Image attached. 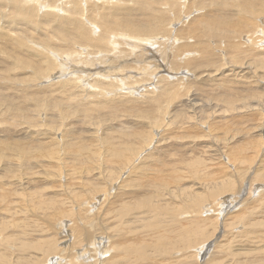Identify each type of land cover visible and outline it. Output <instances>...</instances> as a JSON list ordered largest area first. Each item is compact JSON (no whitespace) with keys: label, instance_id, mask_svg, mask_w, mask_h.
Returning a JSON list of instances; mask_svg holds the SVG:
<instances>
[{"label":"rangeland","instance_id":"374dc122","mask_svg":"<svg viewBox=\"0 0 264 264\" xmlns=\"http://www.w3.org/2000/svg\"><path fill=\"white\" fill-rule=\"evenodd\" d=\"M52 1L54 0H47L44 3H41V0L26 1L24 5L35 7L33 18L16 15L14 10L10 9L7 0L0 7V27H2L0 28V264H55L59 260L57 264L71 262L80 264L83 259L91 261L92 257L95 258L94 264L97 259L98 262L105 260V264H112L109 262L113 264L114 262L115 264H263L264 48L247 50L246 47L247 51L243 48L248 45L245 43L248 34L263 28L264 36V8H261L259 0H255V8L261 9L255 13V16L252 15L255 8L247 14L239 10V5L243 1L250 0H233L234 5L230 1L222 4H215V0H204L201 3L197 1L196 8L202 10L211 8L208 15L203 16L205 20H199L198 23L203 24L207 18L215 19L219 15L218 25L222 24L221 30H225L224 34L230 31L226 33L229 35L232 33V39L228 38L227 34L219 35V30L207 33L206 26L201 24L197 32L190 37L191 40H188L185 37L187 29L181 27L188 26L187 22L195 13L187 17L185 22L181 17L180 22V19H172V16L164 14V21L160 25L153 27L151 22L144 24L151 26L153 33L139 37L129 35L127 39H121V44L131 50V56H124L125 61L128 63L137 61L140 66L128 69L123 74L117 72L113 79L102 78L107 83L117 85L114 87L115 92L110 93V97L105 95V98H113L112 101L117 98H121L117 100L133 99L128 100L122 108L116 107L117 113L113 114L111 109L104 110L102 107L95 112L81 111V106H85L81 105L83 101L79 102V99L87 98L90 90L82 91V97L75 98L79 92L77 88L73 86L70 88L67 84L59 88L55 86L60 80L74 75L70 72L61 75L59 65L53 69L55 73L48 74L49 71H44L38 79L30 77V64L33 65L32 69L36 67L44 69L45 65L47 67L46 63L43 64L45 60L36 56L35 52V57H32V51H28L30 55L19 54L11 45L13 43L10 44V38L16 39L21 45L34 41L33 44L43 49L55 44L56 40L47 39L49 33L47 36L38 35L37 30L34 29L32 38L27 34L33 22L41 18L52 19L48 15L51 10L47 8L49 7L47 3ZM63 1L67 6L73 0ZM79 1L83 7L85 0ZM59 2L56 0L55 5L52 6L53 13L63 18L65 14L59 11L60 7L62 9V3ZM112 3L117 4L114 1ZM211 4L212 6L209 7ZM97 5L100 3L98 2ZM41 7L46 8L41 9ZM6 12L10 14L5 16ZM245 16L248 18L243 21L241 18ZM182 22L185 24L183 25ZM65 24L66 21L63 25ZM244 24L246 27L243 26ZM168 27L173 30L172 36L165 33ZM77 31L83 36L82 31ZM200 35L203 38L199 42L205 40V45L203 43L202 47L198 45L196 48L195 38L198 39ZM158 36L160 38L157 39L158 44H156L154 38ZM173 39L176 40L174 47L185 42L191 44L193 49L190 45V49L172 48ZM253 39L255 42L256 35ZM140 40H147L145 48ZM260 40L258 46L264 47V40L262 43ZM206 43L209 48L213 45L215 49L207 48ZM137 44L141 45L133 49ZM220 44L221 48L218 47ZM112 49L119 50L113 47ZM141 49H145L144 52ZM200 49L202 53L199 52ZM140 53L143 54L142 59L145 56V59L149 60L145 62L132 59L139 58ZM44 54L49 56L48 62L52 64L56 53ZM94 54L99 55L98 52ZM112 54L119 55L117 51ZM187 54L192 57L199 56L198 64L195 61L191 62L192 65L190 64L189 67L185 66L180 60L183 56H188ZM115 57L118 61L119 57ZM55 61L63 69L67 68L62 60ZM159 61L164 63L163 66L158 67ZM156 66L159 72L153 71L150 76L152 80L165 77L163 84H170L174 81L173 78L181 77L189 82L190 87H186L189 89L186 92L181 91L179 97L170 96L164 101L166 103L162 104V107L168 108L162 110L165 113L164 118L160 119H163L162 125L158 122L153 131L151 130L153 142L144 150L145 152L139 154L140 159L135 163H130L124 170L122 167L126 164H114V168L111 169L115 170L114 174L108 177L107 171L110 170L111 164L100 162L93 164V167L91 165L94 170L87 175L78 168L73 170L74 156L70 158L63 153L61 156L60 153L55 155L54 159L49 156L45 159L41 156L43 157L41 159L31 152L37 147L36 142L46 143L47 146L51 143V147L55 145L60 149L59 151L66 149L65 143L84 148L88 143L86 148L89 150L86 149V153L88 151L90 153L92 149L99 152L100 156L104 153L106 162L108 153L106 147L103 149L102 145L108 136L117 138L122 132L132 133L136 129L140 134L151 127L152 119L148 121L146 118H140V112L148 109L151 104L150 99L145 98V95L151 96L152 91H158L151 98L161 95L159 100H164L167 90L164 93L155 90L159 87L155 80L153 83L150 79L141 82L140 80L145 71L142 68L151 70ZM67 69L66 71H69ZM109 69V65H104L99 70L109 75ZM177 69H185L190 72L188 75L194 74V77L179 73L176 75ZM131 72H134V75H131ZM138 74L141 75L139 81L136 77ZM127 80L137 85H128ZM97 90L99 89H94ZM108 91L109 89H103V92ZM68 98L71 100L69 101ZM230 98L234 103H230ZM134 99L137 100L135 103ZM98 112L99 114H96ZM149 117L152 118V114ZM78 138L83 142H79ZM101 142L103 144H100ZM17 149L21 153L25 151L29 153H24L19 158V155L14 154L18 152ZM141 155H149V157L142 160ZM81 157H77V161L82 160ZM110 157L108 162L111 161ZM146 165L161 166L162 170L150 171L145 168ZM74 171L77 172L73 173ZM156 174L159 177L165 175V183L156 181L154 177ZM115 179L117 180L113 182L116 185L111 188L110 182ZM87 187H92L91 191ZM104 187L108 188V191L106 189L103 191L107 194L102 193L100 196L99 193ZM75 192L85 194L84 197H90L89 195L92 194L90 198L95 195L97 199L90 201L93 207L92 217L94 211L100 208L99 204L102 202L100 199L103 200L108 196L103 207L97 211L95 217L97 219L93 218L96 227L99 228L94 233L97 235L96 240L99 239L94 242V245L97 242L99 258L94 254V250H91L94 245L90 247V244L81 241L73 243L75 242V239L73 241L74 219L80 214L79 209L70 202ZM114 194L118 195L119 201L113 199ZM141 194L144 199L139 198ZM110 202L116 203L115 206H109ZM57 208H60V211ZM60 224L61 226H58ZM84 224L87 225V222ZM99 243L102 248L98 246ZM106 244L110 246L108 253L104 255L101 250L106 248ZM70 246H75L76 258L73 261L67 257L66 249ZM80 254L85 255V258L78 257Z\"/></svg>","mask_w":264,"mask_h":264},{"label":"bare ground","instance_id":"6f19581e","mask_svg":"<svg viewBox=\"0 0 264 264\" xmlns=\"http://www.w3.org/2000/svg\"><path fill=\"white\" fill-rule=\"evenodd\" d=\"M6 0H0V7L3 6V2H5ZM26 1H32V0H7V2L10 3L9 7L11 10H14L15 14L16 15H22L26 18H33L34 17V11H35V7L34 6H26L24 5V3ZM47 2V0H41V3H44V2ZM59 2V0H57ZM98 1L100 3V5H97ZM96 1H92V0H85L84 1V6L82 7L80 4L81 2L79 0H73L72 3L68 4L66 6V2L64 3L63 0H60V4L62 3V9L61 7L59 8V11H61L62 13L65 14V17L63 18H59L57 17V15H55L53 13V5H55V2L56 0L52 1V2H48L47 5H49V7L47 8H50V12H49V16L52 18V19H49V18H41L40 20L38 21H35L31 24V27L29 28V30L27 31V34L32 38L33 35H32V30H37L38 32V35L40 34H43V35H46L48 34V38L49 40H56L55 44H51L50 46H47L46 48H41V47H37L35 44H33L34 41H29V42H26L24 45H21L19 44V42L16 40V39H13V38H10L9 42L11 44V42L13 44V48L18 50L19 54H23V53H26L27 55H30L28 53V51H32L33 55H31L32 57H35L38 56V57H41L43 58L45 61L43 62L47 64V67L45 65V68L42 69L40 67H36L35 69H32V64L31 65V72H30V77L32 78H36L38 79V76H40V74L44 73V71H49V73H55V70L53 69H56L57 66L59 65L60 67V74L62 75V73H69L70 74H74V75H71L70 77L68 78H65V79H62L60 80L59 82H57V84L55 86H57L58 88L64 84H67V86H73V88H77V90H79V92H77L78 94L75 95V98H81L82 97V94L83 92L82 91H89V95L87 96V98L85 97L84 100L82 99H79V102L80 100L83 101L81 103V105H84L85 107L81 106V111H87V112H92V111H97V109H99V107H102L104 108V110L106 109H111V113H117V110H116V107H119L121 106L124 107L123 105L125 103L128 102V100H133V99H124V100H117V99H121V98H117L115 101H112L113 98H105V95H107L106 97H110V93H113L115 92V89L114 87H116L117 85L116 84H112V83H107V81L105 79H102V78H105V77H108V78H115L116 77V74L117 72H119L120 74H123L125 73L128 69H131V68H138L140 66V63L137 62V61H133L131 63H128L125 61V55L127 56H131V50L128 48V47H124V45L121 44L120 40L123 39H127V37L129 35H135L137 37H139L140 35H148L150 33H153V28L151 26H146L144 25L146 22H151L152 23V26L155 27L157 25H160L163 21H164V17L163 15L164 14H167V15H170L172 16V19H175V18H178V20L180 19H183L185 22V19L187 17H189L191 14L195 13V15L189 19V21L187 23H189L188 26L185 25V27H181V29H184L185 30L187 29V32L185 33L186 34V38L188 40H191L190 37H192V35H194L197 30L199 29V26L202 24V23H198L199 20L200 21H204L205 18H203V16H206L208 15V12L211 10V8L209 10H202V8H196L197 6V1H199L200 3L203 2L204 0H96ZM116 2L117 4H113L112 2ZM231 2L233 3L234 1L233 0H215V4H222L223 2ZM183 2V3H182ZM259 2L261 3V8H264V0H259ZM210 3V2H209ZM242 3V2H241ZM259 3V4H260ZM237 4V3H236ZM58 4H56L57 6ZM234 5V3H233ZM212 4L209 6L211 7ZM221 6V5H220ZM223 6L225 7V5L223 4ZM193 7V8H191ZM223 7V8H224ZM46 7H41V9H45ZM216 8V7H214ZM234 8V7H233ZM239 10L240 12H243V13H249L250 11H252L253 8H255V0H253V2L250 0V1H243V3L241 5H239ZM261 8H255L254 11H252V15L255 16V13H258L257 11ZM238 9V8H237ZM222 10V9H221ZM226 11V9H225ZM216 12V11H215ZM223 12V11H222ZM10 13L6 12L5 13V16L9 15ZM238 14V12L236 13ZM82 15V16H81ZM234 15V14H233ZM242 15V14H241ZM157 16V17H156ZM258 16V15H257ZM218 17V18H217ZM217 17H215V19H213L214 17H211V19H208L207 18V21H205V23H203L202 25L203 26H206V29H207V33L208 31H216V30H219L220 33H218L219 35H226L227 33L226 32H229L230 31H226L225 34L223 33L225 30H221L223 29V27H221L222 24L218 25L219 22H218V19H219V15H217ZM239 17V16H237ZM229 18V17H228ZM248 17H243L241 18L243 21H245ZM74 19V21H73ZM181 19H180V22H181ZM259 19V18H258ZM250 20V19H248ZM64 21H66V24L63 25ZM231 21V20H230ZM251 21V20H250ZM182 22V23H183ZM233 22V21H232ZM231 22V23H232ZM224 23V22H223ZM185 23H183L184 25ZM234 24V23H233ZM241 24V23H239ZM261 24V23H260ZM77 26V28L75 27ZM225 26H226V23H225ZM230 26V25H229ZM234 26V25H233ZM244 27H246V24L243 25ZM187 27V28H186ZM228 27V26H227ZM250 27H251V23H250ZM2 28V27H0ZM48 28V30H47ZM231 28H233L231 26ZM261 29V28H260ZM77 30H80L83 32V36H81L79 34V32ZM221 30V31H220ZM229 30V29H228ZM232 31V29H230ZM86 31V32H85ZM184 31V30H183ZM217 32V31H216ZM165 33H169L170 36H172L173 34V30L168 27V30H165ZM198 34V33H197ZM228 35V38H233V34L231 33V35L227 34ZM254 35H256V39H255V43L254 42ZM44 36V37H46ZM196 36V35H195ZM198 37V35H197ZM221 37V36H220ZM244 37V36H243ZM160 38V36L158 37H155L154 40L156 44L157 43V39ZM203 38V37H202ZM201 38V35L199 36L198 39L195 38V45H196V48H198V45H200L202 47V44L205 42V40H202L201 42L200 39ZM33 39H36V38H33ZM261 39V40H260ZM187 40V41H188ZM259 40L261 41L262 43V40H264V36H263V28L261 30L257 29L256 32L254 33H250L248 34V37L246 39V42L248 45L243 47L245 50H246V47H247V50L250 48H257L256 50H259V48H264L263 46H258L260 44ZM4 41V40H3ZM142 42V46L143 48H145L146 46V42L147 40H140ZM176 40L173 39V42L171 43V47L172 48H179V47H186L187 49H190V47L193 49L192 45L191 44H187L185 42H183V44H180L179 46L177 47H174L176 44H174ZM215 41V40H214ZM219 41V40H218ZM5 42V41H4ZM8 42V43H9ZM162 42V41H161ZM161 42L159 43V45L161 44ZM179 42V41H178ZM231 42V41H230ZM164 43V41H163ZM162 43V44H163ZM221 44H223L221 41H220ZM243 43H244V40H243ZM165 44V43H164ZM208 43H206L207 45ZM221 44L220 46L218 45V47L221 48ZM226 44V43H225ZM242 44V43H241ZM240 44V46H241ZM141 44H137V45H134L133 49H137V47H139ZM190 45V47H189ZM205 45V43H204ZM228 45H229V42H228ZM224 46V45H223ZM255 46V47H254ZM118 48L119 50H116L118 52L119 55H114L112 53H115L116 51L115 50H111V48ZM207 48L208 45L206 46ZM242 47V46H241ZM211 48L214 50L215 48L213 47V45H211ZM209 48V49H211ZM231 48V47H229ZM232 49V48H231ZM243 49V50H244ZM15 50V52H17ZM105 50H108L109 52H104ZM142 52H144L145 49H141ZM246 50V51H247ZM254 50V49H252ZM216 51V50H215ZM222 51V50H221ZM239 51V50H238ZM34 52H35V55H34ZM56 53L54 54V61L52 64H50L48 61H49V56L44 54V53ZM84 52V53H83ZM94 52H98L99 55L96 56L94 54ZM200 53H202V50L200 49L199 51ZM228 52V51H227ZM243 51H241L242 53ZM92 53V54H90ZM239 53V52H238ZM240 53V54H241ZM216 54V52H215ZM143 54L140 53L138 55L139 58L137 57H134L132 58L133 60H141V61H148L149 59H145L146 57L144 56V58L142 59V56ZM188 55V54H187ZM212 57H213V54H211ZM119 57L118 61L117 59H115L116 57ZM242 56V55H241ZM9 57V56H8ZM65 57V59H64ZM199 57V56H198ZM197 56L196 57H192L190 55L188 56H183L181 58V62L185 64V66L189 67V65L191 64V62H197L198 61V58ZM11 58V57H9ZM62 58V59H61ZM238 58V57H237ZM259 58V57H258ZM7 59V58H6ZM15 59V58H14ZM194 59V60H192ZM12 60V59H11ZM55 60H58L59 62H64L65 64L64 65H67L66 68L67 70L69 71H66V69H63V67L60 66V64H57ZM219 60V59H218ZM10 61V60H9ZM13 61V60H12ZM105 61V62H104ZM169 61V60H167ZM230 61V60H229ZM264 61V60H263ZM7 62V61H6ZM32 62V61H31ZM41 62V61H40ZM200 62V61H199ZM202 62V61H201ZM205 61H203L204 63ZM34 63V61H33ZM36 63V61H35ZM108 63V64H107ZM203 63H201L203 65ZM236 63V62H235ZM41 64V63H40ZM42 64V65H43ZM157 64L158 67L159 66H163L162 62H158ZM198 64V62H197ZM15 65V63H14ZM39 66V64H37ZM36 65V66H37ZM104 65H109L110 66V69H109V72L110 74L108 75L107 72H102L101 70H99L100 68H103ZM192 65V64H191ZM17 66V65H16ZM41 66V65H40ZM259 66V65H258ZM35 67V66H34ZM157 66L154 67L153 69L150 70V68H142V70H145L144 73H142V78L140 80L141 81H146V80H152L150 78L151 74L155 72H159V68ZM196 67V66H195ZM198 67V66H197ZM16 68V67H15ZM11 69V68H10ZM30 69V68H29ZM42 69V70H41ZM155 69V70H154ZM14 70V69H13ZM164 70V68H163ZM220 70V69H219ZM218 70V71H219ZM12 71V69H11ZM10 71V72H11ZM66 71V72H65ZM182 71V73H180ZM191 71V70H190ZM46 72V73H47ZM99 72L100 75H99ZM192 72V71H191ZM141 73V71L139 72ZM179 74H187L186 76H190V75H193L194 77V74H189L190 72H188L187 70H176L175 71V74L178 75ZM216 73V72H215ZM219 73V72H218ZM253 73V72H252ZM145 74V75H144ZM200 74V73H199ZM51 75V74H50ZM99 75V77H98ZM131 75H134V72H131ZM196 75V74H195ZM226 75V74H225ZM237 75V74H236ZM126 76V75H125ZM174 76V75H173ZM185 76V77H186ZM222 76V75H221ZM91 77H93L91 79ZM138 81L141 77V75H137L136 76ZM12 78V77H11ZM127 78V76H126ZM222 78V77H221ZM13 79H15L13 77ZM163 79L166 80L165 77H161V78H157V79H153L151 81V83H153V81L155 80V83L156 84H159V87H157L155 90H160L162 93H164L166 90H167V93L165 94V97H164V100H159L160 96L161 95H157V96H154L153 98H151L152 95H156L158 93V91H152V94L151 96H147L145 95L149 100V103H151L149 106H148V109L140 112L141 113V117L140 118H146L148 119H152L150 120L152 124L151 127H149L148 130H144V132L139 133V131L136 129V131H132V133H129L131 131H127V132H122V134H119L117 135V138L114 137L112 138L111 136H108L104 145H102L103 149H105L106 147V152L108 153V157L111 156L109 159H111L110 162H108V157H107V160L105 162V159L104 157L106 156H103V154H101V156L99 155V152H96L92 149V151L90 153H86V149L89 150L88 148V143H86V147L84 148L83 146H78V145H73V144H62L61 142H58L59 144L61 143L62 145L65 146V148L69 151H75L74 153H68V151L65 149L63 151H59L60 149H58L55 145L53 147H51V143L49 146H47L46 143H38L36 142L37 145V149L36 148H33L31 150V152H34L36 154V157L39 158L41 156H44V159L45 157L49 158V157H54L55 155L57 154H60L62 156V153L66 156H69L70 158L73 157V161L72 162V166H73V170L74 169H77L78 170H83L85 171V173H87V175L94 170V168L92 169L93 167V164H98L100 162H104L105 164L107 163V165H109V163L111 164L110 165V170L107 171V176L110 177V176H113L114 174V171H112L111 169L114 168V164H126V165H123L122 167V170H124L126 168L127 165H129L130 163L133 164L137 161V159H140L139 157V154L144 151L145 149H148L149 145L153 142L152 140V135H151V130L156 127V124L158 122H161V125H162V120H160L161 118H164V112H162V110H166L168 107H162V104L164 105V102L165 100H168V98L170 96H172L173 98L175 97H179L180 96V92L181 91H187L189 89H187L186 87L189 86V82H186L185 80H183L181 77H178V78H173L174 81H171L170 84H163ZM172 79V78H171ZM212 79V78H211ZM232 79V78H231ZM33 80V79H32ZM187 80V79H186ZM58 81V80H57ZM215 81V80H214ZM86 82V83H85ZM238 82V81H237ZM81 83V84H80ZM127 83L128 85H133L135 84V86L137 85V83H134L133 81H128L127 80ZM236 83V82H235ZM150 84V83H149ZM53 85V84H52ZM157 86V85H156ZM155 86V87H156ZM190 87V86H189ZM188 87V88H189ZM71 88V87H70ZM99 89L97 91H94V89ZM47 89V88H45ZM103 89H109L108 92H103ZM53 90V89H52ZM55 90V89H54ZM71 90V89H70ZM205 90V89H204ZM48 91V90H47ZM130 91V90H129ZM44 92V91H43ZM97 92H103V93H97ZM145 92V91H144ZM160 92V93H161ZM42 93V92H41ZM148 93V94H149ZM142 94V93H141ZM115 95V93H114ZM182 95V94H181ZM86 96V95H85ZM222 96V95H221ZM220 96V97H221ZM70 97V95H69ZM104 97V98H102ZM48 98V97H47ZM228 98V97H226ZM232 98V97H231ZM231 98L229 99L230 100V103H234L233 101H231ZM73 99V98H72ZM152 99V100H151ZM44 100V99H43ZM49 100V99H48ZM69 100V98H68ZM71 100V99H70ZM69 100V101H70ZM219 100V99H218ZM137 100L134 99V103L136 102ZM46 102V101H45ZM48 102V101H47ZM72 102V101H71ZM115 103L117 105H115ZM142 103H146V102H142ZM42 104V103H41ZM113 104L115 106H113ZM43 105V104H42ZM45 105V104H44ZM166 105V104H165ZM36 106V105H34ZM44 107V106H43ZM55 107H57L55 105ZM63 107V106H62ZM60 108V107H59ZM101 108V109H102ZM120 108V109H121ZM53 109V107H52ZM210 110V109H209ZM39 111V110H38ZM37 111V112H38ZM65 111V110H64ZM63 111V112H64ZM62 112V111H61ZM68 112V111H67ZM109 113V112H108ZM139 113V114H140ZM84 114V113H83ZM96 114H99L96 113ZM138 114V115H139ZM152 114V118L149 117L151 116ZM21 115V114H20ZM19 115V116H20ZM35 115V114H33ZM37 115V114H36ZM35 115V116H36ZM85 115V114H84ZM88 115V114H87ZM91 115V113H90ZM116 115V114H115ZM18 116V117H19ZM63 116H65V114H63ZM92 117V115L90 116ZM111 117V116H110ZM117 117V116H116ZM88 118V117H87ZM33 119V118H32ZM34 120V119H33ZM54 120V118H53ZM160 120V121H159ZM26 124V123H25ZM194 125V124H193ZM35 126V125H34ZM184 128H186L184 126ZM34 129V128H33ZM139 129V128H138ZM130 130V128H129ZM184 130V129H183ZM188 130V129H186ZM153 131V130H152ZM134 132V133H133ZM180 132V131H179ZM67 133V132H66ZM106 133V132H105ZM188 133V132H186ZM44 135V134H43ZM68 135V134H67ZM105 136V135H104ZM116 136V135H115ZM119 136V137H118ZM130 136V137H129ZM103 137V136H102ZM129 137V138H128ZM50 138V137H49ZM54 138V137H53ZM62 138V137H61ZM38 139V138H37ZM51 142L52 139H50ZM49 140V141H50ZM63 140V139H62ZM102 140V139H101ZM55 141V139H54ZM78 141H79V138H78ZM82 141V140H80ZM79 141V142H80ZM97 141V140H96ZM103 141V140H102ZM57 142V141H56ZM79 142H76L79 144ZM83 142V141H82ZM95 142V141H94ZM98 142V141H97ZM27 143V142H26ZM99 143V142H98ZM97 143V144H98ZM54 144V143H52ZM58 144V146H59ZM100 144H103L102 142ZM106 144V146H105ZM57 145V144H56ZM83 145V144H82ZM85 145V144H84ZM25 146V145H24ZM17 147V146H16ZM92 147V146H91ZM18 148V147H17ZM23 148V147H22ZM60 148V146H59ZM73 148H76L73 149ZM94 148V147H93ZM84 149H85V152H84ZM100 149V148H98ZM18 150V149H17ZM21 150V149H20ZM11 151V150H10ZM14 151V149H13ZM28 151V149H27ZM102 151V150H101ZM100 151V152H101ZM160 151V150H159ZM145 152V151H144ZM158 152V151H157ZM162 152V151H161ZM222 152V151H221ZM12 153V152H10ZM26 154H28L26 151L24 152ZM24 153H21L19 152H16L14 153L15 156L16 154L19 155V158H21V155L24 154ZM106 153V154H107ZM143 154V153H142ZM153 154V153H152ZM95 155V156H94ZM164 155V154H163ZM14 156V155H13ZM49 156V157H48ZM83 157L82 160H78L77 161V157ZM143 156V155H141ZM152 156V155H151ZM155 156V154H154ZM264 156V155H263ZM60 157V156H59ZM81 157V158H82ZM149 155H145L143 157H141V159H146L148 158ZM18 158V156H17ZM43 157H41L42 159ZM46 158V159H47ZM51 158V159H52ZM57 158V157H55ZM61 158V157H60ZM99 158V159H98ZM9 159V158H8ZM54 159V158H53ZM59 159V158H58ZM57 159V160H58ZM165 159V158H164ZM17 162H19L18 159H16ZM61 160V159H60ZM113 160V161H112ZM141 160V161H142ZM33 161V160H31ZM62 161V160H61ZM60 161V162H61ZM165 161H167L168 163V160L166 159ZM43 162V161H42ZM112 162V163H111ZM143 162V161H142ZM86 163V164H85ZM144 163V162H143ZM18 164V163H17ZM59 163H57L58 165ZM140 164V163H139ZM159 164V163H158ZM161 164V163H160ZM71 165V164H70ZM83 165H85L86 167H82ZM92 165V167H91ZM105 166V165H104ZM170 166V165H169ZM108 167V166H107ZM118 167V166H117ZM161 166H157V165H146L145 168L149 169L150 171H153V170H162L160 168ZM60 168V167H58ZM72 168V167H71ZM70 168V169H71ZM119 168V167H118ZM138 168V167H135V169ZM143 168H144V165H143ZM169 168V167H168ZM91 169V170H90ZM107 169V168H106ZM132 169V168H130ZM166 169V167H165ZM90 170V171H88ZM121 170V169H120ZM121 170V171H122ZM170 170V168L168 169ZM57 171V170H56ZM59 171V170H58ZM77 171H74L73 173H76ZM117 172V171H116ZM123 172V171H122ZM161 172V171H160ZM80 173V172H79ZM118 173V172H117ZM140 173V172H139ZM171 173V172H170ZM56 174V173H55ZM166 174V173H165ZM162 175V174H160ZM168 175V174H167ZM118 176V175H117ZM83 177V176H82ZM149 177V176H148ZM155 177V180L156 181H161V183H165L164 180H165V175L164 177L160 176L159 175H154ZM108 179V178H107ZM114 179V178H113ZM111 180V179H110ZM117 179L115 180H112L110 182V187L111 188H114V185L115 182L113 181H116ZM227 180V179H226ZM149 181V180H148ZM153 181V179H152ZM166 181V180H165ZM77 182V181H76ZM75 182V184H76ZM81 183V182H80ZM92 183V182H91ZM89 184V183H88ZM86 184V186L88 185ZM93 185V184H92ZM77 186V184H76ZM106 186V185H105ZM108 186V187H109ZM159 186V185H158ZM157 186V187H158ZM109 187V188H110ZM89 188V187H87ZM110 188V190H111ZM92 187L89 188V190L91 191ZM107 190L108 191V188L107 187H104L103 190L101 189L100 191V196L102 193H105L107 194V192H103L104 190ZM230 189V188H229ZM96 190V189H95ZM113 190V189H112ZM94 190H92L93 192ZM65 192V191H64ZM78 192V191H77ZM120 192V191H119ZM147 192V191H146ZM85 193V192H84ZM97 193V192H96ZM110 193V191H109ZM68 194V193H67ZM91 194V193H90ZM94 194V192H93ZM111 194V193H110ZM108 194V195H110ZM126 194V193H125ZM63 195V194H62ZM85 194H82V193H74L73 197L70 198V202H72L71 204L74 206V207H77L79 210L78 212H80L79 216L76 217L75 220V228H74V237H73V241L75 239V242L73 243H76V241H81V242H85L87 244H90L89 246L90 247H93L94 245V242L99 240L97 239L96 240V237L97 235L94 234L95 232H97V230H99L98 227H96V224L94 223V219L96 217V215L98 214L97 211H99L98 209H101L103 207V203L106 202V200H108V196L105 197L103 200L100 199V208H98L97 210H95V205H94V217H92L91 213H92V202L90 203V201H94L96 200L97 198L96 197H92V194L89 195L90 197H84ZM88 196V194H86ZM115 195V194H114ZM113 196V199L116 200V201H119V199L117 198L118 195L116 194L115 196ZM130 195V194H129ZM66 196V195H64ZM104 196V195H102ZM111 196V197H112ZM141 197L139 198H143L142 194L140 195ZM147 196V195H146ZM110 197V198H111ZM122 197V196H121ZM124 197V196H123ZM137 198V197H136ZM145 198V197H144ZM143 198V199H144ZM135 199V198H134ZM121 200V199H120ZM125 200V199H124ZM146 200V199H145ZM98 202V200H97ZM108 202V201H107ZM90 204V205H89ZM116 203H112L110 202V205L111 207L115 206ZM97 205V204H96ZM117 206V205H116ZM228 206V205H227ZM230 207V206H229ZM117 208V207H116ZM59 211H60V208H57ZM105 210V209H104ZM114 210V209H113ZM121 210V209H120ZM38 214V213H37ZM85 214V215H84ZM108 215V213H107ZM53 216V215H52ZM59 218V217H58ZM97 218H95L96 220ZM103 219V218H101ZM57 220V219H56ZM80 220V221H79ZM79 222V223H78ZM83 222V223H82ZM87 222V225L84 224ZM98 223V222H97ZM103 223V222H102ZM101 223V224H102ZM63 224V223H62ZM73 225V224H72ZM58 226H61L58 225ZM100 227V226H99ZM73 230V229H72ZM78 236H77V235ZM91 234V235H90ZM110 237V236H109ZM81 239V240H80ZM89 239V240H88ZM120 239V238H119ZM93 240V241H92ZM118 240V239H117ZM91 241V243L89 242ZM100 242H102V240H100ZM118 244V243H117ZM72 245V244H71ZM96 245H97V242H96ZM96 245H94V249L92 248L91 250H94V254H96L95 256L97 258H99L98 256V249L96 248ZM101 246V243L98 244V246ZM106 248L105 249H100L102 254H107L108 251H109V247L110 245L107 246V244L105 245ZM120 246V245H119ZM75 247V246H74ZM74 247L73 246H70V248H67L66 250H68V256L69 259L71 261L75 260L76 258V254H75V250H74ZM102 248V246H101ZM259 250V249H258ZM86 251V250H85ZM92 252V251H91ZM100 253V252H99ZM79 254V253H78ZM82 254V253H81ZM81 254L78 256V257H83L85 258V255L81 256ZM87 254V253H85ZM89 254V253H88ZM100 253V255H102ZM59 255V254H58ZM63 254H61L62 256ZM118 256V255H117ZM66 257V258H67ZM101 257V256H100ZM89 258V257H87ZM102 258V257H101ZM264 258V257H262ZM61 259V257H60ZM94 257H92V260L91 261H87L86 259H83V261H81L82 263L80 264H85L83 262H86V264H92L94 262ZM261 259V258H260ZM259 259V260H260ZM57 260V259H56ZM59 260V259H58ZM263 260V259H262ZM60 261V260H59ZM59 261L55 262V264H57ZM96 261V260H95ZM100 261V260H99ZM105 260H102L100 262H98V259H97V262H95V264H105L104 262ZM52 262V261H51ZM62 262V261H61ZM108 262V261H107ZM264 262V261H263ZM54 263V262H53ZM109 263H112L113 262H109ZM258 263V262H257ZM62 264V263H61ZM64 264V263H63ZM69 264H75V263H69ZM94 264V263H93ZM115 264V262H114ZM264 264V263H263Z\"/></svg>","mask_w":264,"mask_h":264}]
</instances>
